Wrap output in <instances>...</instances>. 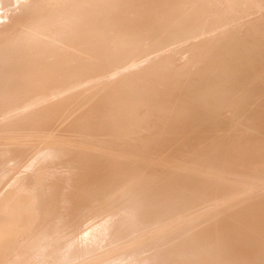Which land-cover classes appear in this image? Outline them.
Returning a JSON list of instances; mask_svg holds the SVG:
<instances>
[{
	"label": "bare ground",
	"instance_id": "1",
	"mask_svg": "<svg viewBox=\"0 0 264 264\" xmlns=\"http://www.w3.org/2000/svg\"><path fill=\"white\" fill-rule=\"evenodd\" d=\"M0 264H264V0H0Z\"/></svg>",
	"mask_w": 264,
	"mask_h": 264
},
{
	"label": "rangeland",
	"instance_id": "2",
	"mask_svg": "<svg viewBox=\"0 0 264 264\" xmlns=\"http://www.w3.org/2000/svg\"><path fill=\"white\" fill-rule=\"evenodd\" d=\"M71 139V138H70Z\"/></svg>",
	"mask_w": 264,
	"mask_h": 264
}]
</instances>
